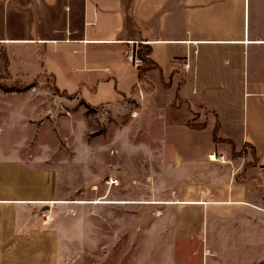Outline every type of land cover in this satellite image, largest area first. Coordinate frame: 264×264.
<instances>
[{
	"label": "crops",
	"instance_id": "1",
	"mask_svg": "<svg viewBox=\"0 0 264 264\" xmlns=\"http://www.w3.org/2000/svg\"><path fill=\"white\" fill-rule=\"evenodd\" d=\"M141 46L151 64L133 66L127 56ZM3 81L27 88H0V110L24 103L10 106L8 125L0 121V264L61 258L51 205L64 201L50 169L1 148L23 143L21 115L34 131L44 124L40 97L94 110L164 95L213 115L220 142L190 164L201 185L186 186L192 200L160 204L199 208L202 222L234 233L227 249L237 264L264 255V0H0ZM215 151L220 165L206 161Z\"/></svg>",
	"mask_w": 264,
	"mask_h": 264
},
{
	"label": "rangeland",
	"instance_id": "2",
	"mask_svg": "<svg viewBox=\"0 0 264 264\" xmlns=\"http://www.w3.org/2000/svg\"><path fill=\"white\" fill-rule=\"evenodd\" d=\"M43 86L51 88L49 83ZM36 100H41L37 119L44 124L34 131L31 116L21 115L23 143L1 148L28 160L33 157V164L50 169L58 198L64 201L51 205L59 264L238 263L237 252L227 249L235 243L234 233V238L222 235L213 222H202L199 208L160 204L192 200L186 186L201 185V170L190 164L213 151L212 142H220L213 115L164 95L146 94L120 107L94 110L79 107L80 102L70 106ZM10 106L0 110V121L7 125ZM44 106V111L50 106L46 116L40 111ZM181 126L194 131L183 134ZM176 157L180 169L172 162ZM240 264H264V255L246 257Z\"/></svg>",
	"mask_w": 264,
	"mask_h": 264
},
{
	"label": "trees",
	"instance_id": "3",
	"mask_svg": "<svg viewBox=\"0 0 264 264\" xmlns=\"http://www.w3.org/2000/svg\"><path fill=\"white\" fill-rule=\"evenodd\" d=\"M136 55H137V58L139 59L140 63L145 64V65L151 64L149 59H148V55H149L148 47H145V46L139 47L136 51ZM140 73H139L138 77L141 79ZM0 88H2V90H4L5 92H10V91L20 92V91L25 90L27 87L13 88V87H3L0 85Z\"/></svg>",
	"mask_w": 264,
	"mask_h": 264
},
{
	"label": "built area",
	"instance_id": "4",
	"mask_svg": "<svg viewBox=\"0 0 264 264\" xmlns=\"http://www.w3.org/2000/svg\"><path fill=\"white\" fill-rule=\"evenodd\" d=\"M127 60H128V62L131 63L133 66H138V65L140 64V61H139V59L136 57V54H135L134 51H130V52H129V54H128V56H127ZM187 68H188V66H187L186 64H184V65H183V69L185 70V69H187ZM212 158H214V159H213V162H216V161H218V160L222 161L221 156H217V157H216V155H215L214 153H212V156H207V159H208V160H212Z\"/></svg>",
	"mask_w": 264,
	"mask_h": 264
},
{
	"label": "bare ground",
	"instance_id": "5",
	"mask_svg": "<svg viewBox=\"0 0 264 264\" xmlns=\"http://www.w3.org/2000/svg\"><path fill=\"white\" fill-rule=\"evenodd\" d=\"M209 156H212V153L211 154H209ZM213 159L214 158H212V160L211 161H213ZM73 203H75V204H83L84 202H81V201H75V202H73ZM124 202H122V204H123ZM54 204H55V202H54ZM56 204H63V203H56ZM111 204H113V203H111ZM173 204V203H172ZM171 205V204H170Z\"/></svg>",
	"mask_w": 264,
	"mask_h": 264
}]
</instances>
